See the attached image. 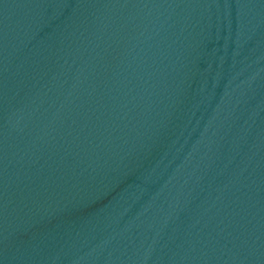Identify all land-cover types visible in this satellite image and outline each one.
Masks as SVG:
<instances>
[{
  "label": "water",
  "instance_id": "obj_1",
  "mask_svg": "<svg viewBox=\"0 0 264 264\" xmlns=\"http://www.w3.org/2000/svg\"><path fill=\"white\" fill-rule=\"evenodd\" d=\"M0 264H264V0H0Z\"/></svg>",
  "mask_w": 264,
  "mask_h": 264
}]
</instances>
